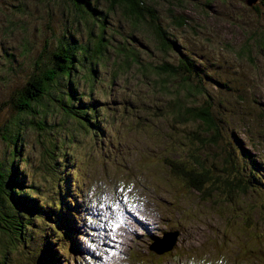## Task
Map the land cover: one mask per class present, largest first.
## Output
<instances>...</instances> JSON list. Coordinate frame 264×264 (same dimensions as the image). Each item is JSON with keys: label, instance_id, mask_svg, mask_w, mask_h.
Listing matches in <instances>:
<instances>
[{"label": "rangeland", "instance_id": "1", "mask_svg": "<svg viewBox=\"0 0 264 264\" xmlns=\"http://www.w3.org/2000/svg\"><path fill=\"white\" fill-rule=\"evenodd\" d=\"M88 1L93 13L81 14L72 0H0V168L13 172L15 185L3 198L20 216L23 207L35 210L24 216L25 239L0 231V260L43 264L45 248L57 264H155L147 263L150 237L169 231L177 235L178 251L160 264H264V256L252 261L250 249L244 257L239 233L224 231L225 212L239 214L242 198L252 206L251 220H259L263 189L247 188L230 204L200 199L163 162L189 152L205 165L243 166L247 176L237 157L243 146L264 164V4L145 0L155 23L178 44L162 50L148 14L136 20L120 5ZM101 32L104 46L95 52ZM60 47L76 56L66 62L73 83L60 72L48 87L53 100L33 102L39 114L31 123L10 98L31 75L55 67ZM183 58L192 65L182 76L161 68ZM65 98L86 121L65 114ZM203 104L210 105L222 138L199 145L191 135L206 127L176 114ZM260 170L252 179L259 188ZM124 213L129 221H120Z\"/></svg>", "mask_w": 264, "mask_h": 264}, {"label": "trees", "instance_id": "2", "mask_svg": "<svg viewBox=\"0 0 264 264\" xmlns=\"http://www.w3.org/2000/svg\"><path fill=\"white\" fill-rule=\"evenodd\" d=\"M72 1L76 5V10L79 13L82 14L86 11L93 13L94 9L90 6V2L88 0H85V4L83 3L84 0ZM106 1H109L111 7H113L114 5H120L123 8L124 15L132 17L136 20L143 18L145 13L148 14L151 17V25H153L152 28L159 39L162 50L171 48L175 49L176 47H178L176 40L171 39L158 22L155 23V11L152 7L145 4V0ZM259 1L261 4H264V0ZM81 4L83 6H81ZM82 7H85V10ZM103 40L104 37L103 33L101 32L99 35V39L97 40V43L94 47L95 52H100L102 50L104 46ZM67 49L68 48L66 47H60L57 52H54L53 58L55 59V67L47 69L42 73H37V76H35V74L31 75L26 84L18 89L13 97L10 98V100H13V104L18 111L27 112L30 114L29 121L31 123H34L35 117H37L33 114H39V112H36L33 102L38 100H40L41 102L45 98L53 100L54 98L53 94L49 92V86H51L64 74L66 75L65 79L68 80L69 85L73 83L70 77L69 70H67L68 66L66 62L69 59V63H71V58L75 60L76 56L71 49L68 50V52ZM86 49L87 48H84L82 50L86 51ZM82 50H80L82 55L80 56L79 64H82L83 57H85V52H83ZM126 58L129 57L127 56ZM180 64L181 65L172 66L166 63L163 65V67L161 65V68L167 70L170 75L182 76L185 71H189L191 69L192 62L188 58H183V61H181ZM180 67H182L183 70H181ZM60 72H62V75H60ZM69 95L70 97H75V92L71 89L69 91ZM60 101L62 102V98H60ZM68 101L69 100L65 98V114L72 115L75 119L76 117H78V121L80 122L86 121L87 117L84 113L78 115L77 112H72L70 110ZM203 105L204 106H184L183 108L177 110L176 114V118L178 120H181L182 122L188 120L189 118H193V120H199L206 127L205 131H202L201 133L197 132L191 135L199 145L215 143L222 138L220 126L217 125V122L210 110V105ZM36 121L37 123L43 122L42 119ZM18 136V133L13 136L12 141L14 143L19 139ZM54 146L55 142H52V147L54 148ZM241 148L242 149L240 150V152L243 153L241 155V153L239 152L240 155L237 157L242 161V163H245V167H247L248 169L247 176L244 174L243 166H238L235 168H229L225 166L222 167L216 165L217 162L208 163L209 165H205L203 163L197 162V159H201L200 156L190 154L189 152L184 158L179 159L170 157L166 158L163 162L167 167H169V170L173 174V176L182 183L184 189L195 190L197 196L200 199L213 198V200L217 199L219 204L222 202L230 204L237 195L245 193L247 188L250 190L263 189L264 192V187L259 188L252 181V179L259 176L256 172H261L260 168L262 169V171H264V164L262 166H259V162H257V160H254L253 156L250 157V155H248V153L243 150V146H241ZM14 153L15 150L13 147L11 151L12 156L14 155ZM258 166L260 168H256ZM228 169H232L234 171V174L231 173ZM12 176V171L7 172L6 170H1L0 168V231L3 232V234L5 233L6 235L15 233L18 237L25 239L26 228L28 229L29 220L24 216L27 213L33 214L35 210L31 206L23 207V216H20V212L15 211L12 206L4 202L3 194L5 196V201L6 196L9 195V191L6 190V187H9L10 189L15 187L13 183L14 177ZM240 203L242 205V210L239 214L234 211L231 213L225 212L226 216H228V221L225 225L226 227L224 228V231L228 233L231 231L239 233V237L236 236L235 239L238 240L237 246H239L240 249L247 251V254L244 255V257H247V259H249L251 255L250 250L255 251L251 258L252 261L255 260L256 262H258L260 260V256H264V204L258 210L259 220L253 222L250 218L252 206L245 198H242L240 200ZM59 208L61 209L62 206H59ZM244 234H247L248 238V240H246L245 242L240 240V236H243ZM68 238L70 239L69 236ZM57 239H59V237H57L55 240ZM245 244L248 249L245 247ZM253 247H255L256 250ZM61 249H63V246H61ZM44 252L45 253L42 258L43 264H57V262L53 259L55 253L49 255L48 251L45 248ZM155 261V264H160L162 258ZM0 264L6 263L4 260H0Z\"/></svg>", "mask_w": 264, "mask_h": 264}, {"label": "bare ground", "instance_id": "3", "mask_svg": "<svg viewBox=\"0 0 264 264\" xmlns=\"http://www.w3.org/2000/svg\"><path fill=\"white\" fill-rule=\"evenodd\" d=\"M129 220L130 218L127 213H124L120 218V221L122 222ZM168 232L169 231L163 232L161 236L152 235L150 237V240L146 248L147 263L161 259L163 258L164 255L171 254L172 251L174 252L178 251V249L176 248V245L178 244V240L175 239V236L177 235L173 232H169V233ZM70 240L72 241L71 237ZM71 249L77 250L75 246L72 245V242H71Z\"/></svg>", "mask_w": 264, "mask_h": 264}, {"label": "water", "instance_id": "4", "mask_svg": "<svg viewBox=\"0 0 264 264\" xmlns=\"http://www.w3.org/2000/svg\"><path fill=\"white\" fill-rule=\"evenodd\" d=\"M248 1H249V5H254L259 2V0H248Z\"/></svg>", "mask_w": 264, "mask_h": 264}]
</instances>
